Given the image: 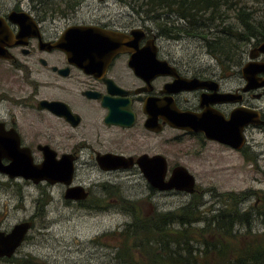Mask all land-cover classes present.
Here are the masks:
<instances>
[{"label": "flooded vegetation", "instance_id": "flooded-vegetation-1", "mask_svg": "<svg viewBox=\"0 0 264 264\" xmlns=\"http://www.w3.org/2000/svg\"><path fill=\"white\" fill-rule=\"evenodd\" d=\"M121 2L129 5L135 13L143 12L147 19L153 20L154 26L143 21L135 25L130 21L119 25L75 21L73 18L80 7V0L64 1L61 7L34 0L29 2L27 9L16 3L9 8H0V46L8 56L0 57V74L2 72V77L9 76L13 80L0 84V146L13 148L11 144L15 140L19 149L29 152L33 164L42 161V146L45 145L55 153V159L68 155L72 166L69 185L82 186L87 195L80 200H65L78 204H84L90 198L93 188L101 185L99 189L106 196L108 189H113L123 175L136 173L149 193L167 191L153 187L144 178L139 161L155 166L148 164L147 159L156 157L158 165L159 159L164 158L166 170L162 180L166 181L174 166L185 167L180 160L189 155V146L174 151L168 149V144L194 142L202 150L215 143L226 146L207 139L201 131L174 127L168 120L188 126L186 114L196 115L210 110L213 115L217 112L227 118L232 109L239 107L256 113L257 123L245 126L243 133L250 127L264 126V86L243 89L247 83L240 68L242 82L231 86L228 80L231 74L226 67L219 65L216 73L209 66L198 70L193 65L174 60L158 44L162 37L174 38L166 34V24L158 25V17L161 16L137 9L134 0ZM20 11L26 12L30 18L22 22L8 17L11 12ZM57 13L59 16H55ZM60 19L66 21L62 28L56 26ZM181 21L185 24L181 32L189 34L186 32L189 22ZM77 25L121 33L120 39L114 42L119 51L114 53L98 76L85 73L70 63L66 54L55 47L64 30ZM134 29L137 30L131 33ZM248 60V57L242 60L240 67ZM255 60L264 61V55L259 54ZM161 62L166 63L164 69L159 67ZM42 77L47 80H39ZM249 95L256 100L261 99V104H254L252 100L248 102ZM46 103L53 104L50 107ZM168 131L176 134L168 139ZM244 144L245 139L239 150ZM107 154L122 156L131 164L104 169L102 166L111 164L107 159L100 165L99 159ZM169 155L175 159L173 162H170ZM9 162L7 156L0 157L2 165ZM80 167L89 171L84 178L77 177ZM92 172L94 177L90 176ZM0 174L5 180L32 183L19 176ZM63 186L65 189L66 185ZM35 215L24 220L31 226Z\"/></svg>", "mask_w": 264, "mask_h": 264}, {"label": "rangeland", "instance_id": "rangeland-1", "mask_svg": "<svg viewBox=\"0 0 264 264\" xmlns=\"http://www.w3.org/2000/svg\"><path fill=\"white\" fill-rule=\"evenodd\" d=\"M30 1L34 0H0V8H9L16 3L27 9ZM42 1L53 7L52 3L62 6L67 0ZM240 1L251 4L254 0ZM80 2L73 18L75 21L112 22L114 25L126 21L135 25L143 21L144 24L154 26L153 20L147 19L143 12L135 13L121 0ZM231 3V8L219 10L222 19L205 21L200 26L189 25V34L181 32L180 28L185 24L175 13L160 15L162 18L158 17V24H166L174 38L162 37L159 46L174 60L193 65L198 70L209 66L216 73L219 72L220 64L207 52L203 38L221 32L222 26L232 32L240 29L233 9L241 4ZM219 5L224 6L222 3ZM252 6L260 11L262 4L253 3ZM58 13L55 16H59ZM159 13L164 12L158 11L157 14ZM65 23V20L60 19L56 26L62 28ZM191 32H196L197 35L193 36ZM255 44L257 43L252 39L241 44L238 49L240 62H229V70L226 68V71L231 74L228 78L231 86L242 82L239 75L241 61L247 59L248 50ZM1 74L0 84L13 81L11 77H2ZM39 80L47 78L42 77ZM251 100L254 104H261V99L256 100L249 95L247 101ZM174 134L176 133L168 131V139ZM244 135L246 144L241 150L216 143L208 145L204 150L194 142L168 144V149L174 151L189 146V155L180 162L194 176L195 192L192 194L175 190L149 193L136 173L123 175L113 189H108L106 196L99 189L101 185L97 189L93 188L90 198L84 204H78L63 198L62 184H48L43 181L28 184L5 180L0 174V230L9 231L13 224L36 214L24 240L8 258L11 260L1 259L0 264H141L149 258L147 253L142 256V241L136 235L127 237L125 232L120 231L132 224L140 225L149 221L152 215L159 212L177 213L184 206L186 210L188 208L201 211L203 216L234 208L240 212L246 211L249 213V223L240 224L237 234L242 235L245 231L252 234L261 232L264 230V217H259L256 212L257 209L264 212V126L250 127ZM171 157L169 155V160L173 162L175 159ZM88 172L86 167H80L77 177L84 178ZM90 176L94 177L95 173L92 172ZM202 225L201 221H192L187 232L195 229L198 233L196 229ZM202 233L206 239L216 234L214 230ZM253 237L255 236H238V239ZM192 244L198 247L197 241Z\"/></svg>", "mask_w": 264, "mask_h": 264}, {"label": "trees", "instance_id": "trees-1", "mask_svg": "<svg viewBox=\"0 0 264 264\" xmlns=\"http://www.w3.org/2000/svg\"><path fill=\"white\" fill-rule=\"evenodd\" d=\"M135 1L137 9H143L148 13L156 11L157 16L161 15L157 14L158 11L164 13L170 11L178 18L188 21L191 26L222 19V14L219 13L221 8H231V2L241 4L233 9L235 21L240 27L238 31L232 32L222 26L221 32L203 38L209 55L226 68H229V62H240L238 49L241 44L247 43L250 39L256 43L264 41V0H254L251 4L240 0ZM219 3L224 6H220ZM253 3L262 4L260 11L252 6ZM169 30L166 28L167 35L171 33ZM186 32L189 33L188 30ZM180 209L177 213L159 212L152 215L149 221L140 225L132 224L120 231L125 232L127 237L136 235L142 241L143 248L140 249L141 252L144 251L142 256L144 257L145 253L149 255L148 259L142 261L143 264H264V230L253 234L250 231H245L242 235L237 234L240 224L249 223V213L246 211L240 212L234 208L203 216L201 211L188 208L186 210L185 206ZM256 213L259 217H264V212L259 209ZM195 220L203 222V225L196 229L198 233L194 231L195 229L188 233L189 224ZM207 230H214L216 234L206 239L202 231ZM252 235L255 237L238 239V236ZM194 241L198 242V247L192 244Z\"/></svg>", "mask_w": 264, "mask_h": 264}, {"label": "water", "instance_id": "water-1", "mask_svg": "<svg viewBox=\"0 0 264 264\" xmlns=\"http://www.w3.org/2000/svg\"><path fill=\"white\" fill-rule=\"evenodd\" d=\"M8 17L12 21L17 18L22 22L30 18L24 11L11 12ZM135 30L137 29L132 30L131 33H134ZM120 34L96 26H70L64 30L55 47L66 54L70 63L77 65L85 73L98 76L114 53L119 51L118 45H115L114 42L120 39ZM4 35L5 32L2 34V41ZM259 54L264 55V41L249 49L247 54L249 60L240 67L242 78L247 83L243 88L245 90L264 86V61L255 60ZM6 55L0 46V57H8ZM158 64L160 68H165V62ZM129 65L136 69L131 62ZM52 104L46 103L50 107ZM185 117H188L187 120L190 123L188 126H182V124L171 120L168 122L174 127H187L186 129L201 131L207 139L214 140L234 150H239L244 142V127L257 123L254 110H245L239 107L232 109L227 118L217 112L213 115L210 110H204L196 115L186 114ZM11 146L13 148L6 147L5 149L0 146V157L5 155L10 159L7 165L0 163V173H4L8 177L19 176L32 181V183L45 181L48 184H53L60 182L66 185L63 192L64 199L80 200L86 197L87 193L82 186L69 185L72 166L68 155H61L59 159H55V153L45 145L42 146V161L33 164L29 152L19 149L15 140ZM154 158L147 159V163H153L155 166H149L143 160L139 161L142 175L153 187L159 190L174 189L187 193L194 191V177L185 167L182 165L174 166L170 170L169 177L164 181L162 180L166 170L164 158L159 159L158 165ZM107 159L111 165L102 166L104 169L127 167L131 164L122 156L107 154L100 157V165ZM29 226L30 222L23 220L13 224L9 231L0 230V257L9 258L13 255L15 249L23 241Z\"/></svg>", "mask_w": 264, "mask_h": 264}]
</instances>
